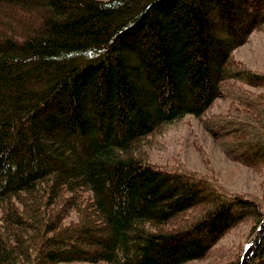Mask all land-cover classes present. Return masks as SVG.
I'll return each instance as SVG.
<instances>
[{
	"label": "trees",
	"instance_id": "trees-1",
	"mask_svg": "<svg viewBox=\"0 0 264 264\" xmlns=\"http://www.w3.org/2000/svg\"><path fill=\"white\" fill-rule=\"evenodd\" d=\"M256 30L264 0H0V264H184L254 232L264 179L228 192L147 148L194 116L264 173V70L234 55Z\"/></svg>",
	"mask_w": 264,
	"mask_h": 264
},
{
	"label": "rangeland",
	"instance_id": "rangeland-1",
	"mask_svg": "<svg viewBox=\"0 0 264 264\" xmlns=\"http://www.w3.org/2000/svg\"><path fill=\"white\" fill-rule=\"evenodd\" d=\"M234 55L249 67L264 70V31H254L246 43L235 49ZM229 102L228 98L219 97L208 109L206 116L227 112ZM147 151L152 163L170 168L184 167L214 176L228 192L247 191L256 195L263 193L264 173L228 158L197 117L187 116L168 126L164 132L154 135ZM251 227L252 222H242L218 241L210 256L184 264H214V253L222 250L238 252L239 247L243 249L254 233ZM232 255L234 256L231 254L228 257ZM60 264L107 263L72 261Z\"/></svg>",
	"mask_w": 264,
	"mask_h": 264
},
{
	"label": "water",
	"instance_id": "water-1",
	"mask_svg": "<svg viewBox=\"0 0 264 264\" xmlns=\"http://www.w3.org/2000/svg\"><path fill=\"white\" fill-rule=\"evenodd\" d=\"M264 237V218L261 220L259 226L251 235V237L246 241L242 249V255L240 264H251V260L254 252L258 248Z\"/></svg>",
	"mask_w": 264,
	"mask_h": 264
}]
</instances>
